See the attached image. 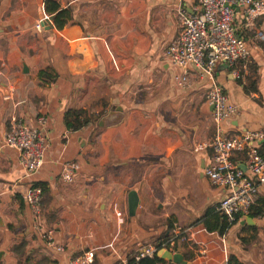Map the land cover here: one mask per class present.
<instances>
[{
  "label": "crops",
  "instance_id": "1",
  "mask_svg": "<svg viewBox=\"0 0 264 264\" xmlns=\"http://www.w3.org/2000/svg\"><path fill=\"white\" fill-rule=\"evenodd\" d=\"M44 2L0 0V264H70L86 251L92 264H120L142 245L186 264H264V213L225 228L215 211L223 191L203 174L211 152L196 146L214 133L208 81L190 71L178 87L166 58L180 31L177 9L192 13L196 0H57L71 16L62 29ZM236 26L249 55L215 70L238 107L224 127L264 132V17ZM75 118L78 128L68 125ZM13 121L45 139L34 173L1 144ZM68 163L78 166L70 183L61 178ZM33 186L42 190L35 216L25 201ZM45 231L62 251L45 244Z\"/></svg>",
  "mask_w": 264,
  "mask_h": 264
},
{
  "label": "built area",
  "instance_id": "2",
  "mask_svg": "<svg viewBox=\"0 0 264 264\" xmlns=\"http://www.w3.org/2000/svg\"><path fill=\"white\" fill-rule=\"evenodd\" d=\"M176 15L180 31L167 47L166 58L178 71L174 76L178 87L188 86L190 71L208 81L205 102L212 108L214 133L210 140L197 145L196 150L208 149L211 152L203 174L210 185L223 191L215 211L231 225L247 215L257 195L264 192V156L259 152V142L264 140V132L248 129L231 132L225 129L224 124L233 120L238 107L217 82L215 70L222 65L233 67L248 58V47L238 34L236 20L244 28H250L256 19L264 17V0H196L192 13L178 8ZM45 18L43 16L35 21L34 29L37 32L44 28ZM42 123L39 120V124ZM1 144L17 151L18 160L28 174L41 167L46 143L39 128L13 121ZM236 153L244 155L240 164L233 160ZM77 168L75 163L65 164L62 180L72 182ZM41 199L39 186L31 187L25 196L34 216L40 212ZM115 215L120 217L119 212H115ZM40 235L48 247L63 250L53 241L51 231L41 232ZM174 240L170 238L161 248L173 246ZM158 250L152 245L140 246L132 258L133 264H139L143 258H152ZM93 256L92 251L82 252L72 257L70 264H92ZM120 264H128V261L123 259Z\"/></svg>",
  "mask_w": 264,
  "mask_h": 264
},
{
  "label": "trees",
  "instance_id": "3",
  "mask_svg": "<svg viewBox=\"0 0 264 264\" xmlns=\"http://www.w3.org/2000/svg\"><path fill=\"white\" fill-rule=\"evenodd\" d=\"M44 11L46 14L53 16V23L56 29H62L68 23V21L71 20L70 11L67 9H62L59 3L57 2V0H45ZM74 120L75 123L70 121L71 123L68 122V125H71L73 128H78L82 125L80 119L77 120V118H75ZM263 213H264V198L262 197V198H258V200H256L251 205L249 210V215L255 217V216H262ZM225 223L226 225L224 227L226 228L227 226H229V224L226 221ZM160 263H162V260L158 258L156 255H154L152 258H143L139 261V264H160ZM229 263L239 264L238 261L233 257L229 258ZM128 264H133V260L129 261Z\"/></svg>",
  "mask_w": 264,
  "mask_h": 264
},
{
  "label": "water",
  "instance_id": "4",
  "mask_svg": "<svg viewBox=\"0 0 264 264\" xmlns=\"http://www.w3.org/2000/svg\"><path fill=\"white\" fill-rule=\"evenodd\" d=\"M130 198L132 199V201L129 211L130 214H133L137 200H136V196L133 193L130 194ZM157 255L161 260H167L174 264H186V262L182 258V255H180L179 253H173L168 249H162V251H159Z\"/></svg>",
  "mask_w": 264,
  "mask_h": 264
}]
</instances>
